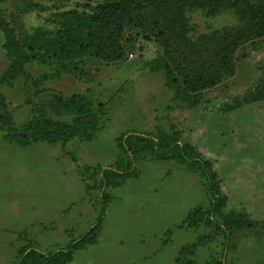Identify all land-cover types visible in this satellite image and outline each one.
Masks as SVG:
<instances>
[{"label":"rangeland","instance_id":"1","mask_svg":"<svg viewBox=\"0 0 264 264\" xmlns=\"http://www.w3.org/2000/svg\"><path fill=\"white\" fill-rule=\"evenodd\" d=\"M37 1L47 9L26 14L20 24L52 25L54 3L72 8L102 0ZM15 9L12 4L10 12L15 14ZM189 16L193 37L237 23L230 11L210 17L193 10ZM3 41L0 32V77L8 65ZM160 53L157 42L140 38L119 62L88 59L78 75L65 74L31 87L23 77L12 85L0 82L18 123L31 116L39 89L64 95L83 92L95 106L104 103L102 128L92 141L23 147L0 133V264H17L19 249L28 243L44 253L66 248L98 222L103 210L97 243L77 250L68 264H179L180 247L214 231L207 225L177 227L195 206L209 205L199 173L173 160L144 156L134 164L137 176L109 188L108 202L100 198L101 171L96 166L116 160L117 138L129 131L155 135L157 127L179 130L182 142L213 160L221 190L228 196L226 211L247 214L260 223L234 236L226 253L223 236L199 245L197 261L210 264L226 254L235 264H264V100L237 105L264 76V39L241 48L236 75L201 93L196 107L179 104L163 74L151 71L150 61ZM28 70L34 79L51 72L48 65L36 63ZM169 228L173 233L167 238Z\"/></svg>","mask_w":264,"mask_h":264},{"label":"trees","instance_id":"2","mask_svg":"<svg viewBox=\"0 0 264 264\" xmlns=\"http://www.w3.org/2000/svg\"><path fill=\"white\" fill-rule=\"evenodd\" d=\"M12 4L16 6L15 14L10 12ZM53 6L52 25L27 27L20 20L31 12L45 11V5L37 0H0V32L8 60L1 84L12 85L23 77L27 87H31L32 83L59 80L65 74L78 75L88 59L116 63L142 38L161 47L159 56L150 61L151 71L163 74L165 86L179 104L196 107L201 103V93L236 75L240 49L264 39V0H102L78 3L72 8L56 3ZM193 10H203L210 17L230 11L237 23L193 37L189 16ZM35 63L48 65L51 72L34 79L28 65ZM35 95L40 98L33 103L31 116L18 123L0 90V133L10 143L23 147L39 142L65 146L74 139L92 141L101 130L104 103L95 106L86 93L64 95L39 89ZM262 100L264 76L237 105ZM117 147L119 155L112 164L96 166L101 171L99 188L104 202L110 199L109 188L121 186L138 175L134 164L144 156L156 161L173 160L205 179L209 205L195 206L177 227L207 225L214 231L180 247L177 263L201 264L196 259L199 245L223 236L226 253L234 236L259 228L260 223L247 214L225 210L228 196L221 190L213 160L191 143L182 142L179 130L169 132L157 127L155 135L129 131L117 138ZM103 215L104 210L90 230L71 240L64 249L44 253L36 245L26 244L18 251L17 264L70 263L77 250L97 243ZM172 233L169 228L166 237L170 238ZM226 257L224 254L220 259H212L210 264H235Z\"/></svg>","mask_w":264,"mask_h":264}]
</instances>
